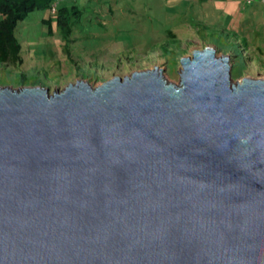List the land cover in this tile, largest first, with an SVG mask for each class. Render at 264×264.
<instances>
[{
    "label": "water",
    "instance_id": "water-1",
    "mask_svg": "<svg viewBox=\"0 0 264 264\" xmlns=\"http://www.w3.org/2000/svg\"><path fill=\"white\" fill-rule=\"evenodd\" d=\"M181 66L0 88V264H264V79Z\"/></svg>",
    "mask_w": 264,
    "mask_h": 264
},
{
    "label": "rangeland",
    "instance_id": "rangeland-1",
    "mask_svg": "<svg viewBox=\"0 0 264 264\" xmlns=\"http://www.w3.org/2000/svg\"><path fill=\"white\" fill-rule=\"evenodd\" d=\"M78 1L87 12L69 42L50 11L19 23L22 52L17 62L0 65V88L43 87L53 95L79 81L96 88L156 68L179 85L182 59L206 48L232 58L234 82L264 79V0ZM168 29L178 44L165 38Z\"/></svg>",
    "mask_w": 264,
    "mask_h": 264
},
{
    "label": "trees",
    "instance_id": "trees-1",
    "mask_svg": "<svg viewBox=\"0 0 264 264\" xmlns=\"http://www.w3.org/2000/svg\"><path fill=\"white\" fill-rule=\"evenodd\" d=\"M92 2V0H88ZM78 0H0V65L17 62L22 52V46L16 36L19 23L25 21L30 13L38 10L50 11L57 18L58 31L67 42L71 40L74 28L81 22L87 12V5H81ZM107 5V4H106ZM107 8V7H105ZM108 13L115 15L110 6ZM100 15L96 18L100 20ZM53 20L52 18L50 21ZM49 20H45V22ZM165 38L178 44L177 36L168 29ZM166 41V39H165ZM167 44L163 50L170 53Z\"/></svg>",
    "mask_w": 264,
    "mask_h": 264
},
{
    "label": "clouds",
    "instance_id": "clouds-1",
    "mask_svg": "<svg viewBox=\"0 0 264 264\" xmlns=\"http://www.w3.org/2000/svg\"><path fill=\"white\" fill-rule=\"evenodd\" d=\"M254 2V0H249V3H253Z\"/></svg>",
    "mask_w": 264,
    "mask_h": 264
}]
</instances>
